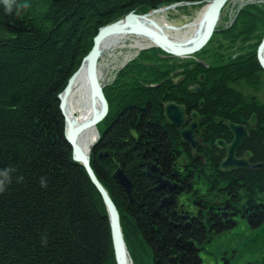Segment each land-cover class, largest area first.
<instances>
[{"label":"trees","instance_id":"16d2710c","mask_svg":"<svg viewBox=\"0 0 264 264\" xmlns=\"http://www.w3.org/2000/svg\"><path fill=\"white\" fill-rule=\"evenodd\" d=\"M210 1L15 0L9 11L0 0V182L5 188L0 193V264H113L106 210L84 168L73 162L59 97L101 29L129 14ZM24 3L30 7H18ZM263 13V4L246 5L232 27L216 32L221 38H212L215 47L197 55L207 68L195 67L194 73L203 75L202 83H195L202 88L199 99L216 131L197 152L204 162L198 163L200 182L208 194L204 210L219 213L220 224L214 228L209 226L215 220L188 229L169 221L145 175L149 162L165 172L179 158L192 160L163 116L166 103L186 100L183 91H175L185 86L171 82L175 65L163 70L153 62L131 63L128 73L120 72V82L103 90L109 113L90 153V167L120 214L121 231L123 216L136 221L154 264H170L173 257L174 264H203L204 246L236 228L222 219L224 212L235 221L241 216L237 223L243 221L250 232L264 224V167L221 172L224 155L215 149L222 133L229 136L220 132L223 123L242 127L254 117L240 156L249 153L252 165H264V71L255 58ZM236 46L240 53L230 58L228 52ZM155 52L157 58H168ZM144 54L141 59L150 60ZM175 69L183 71L185 65ZM204 149L206 155L201 154ZM117 169L131 184V201L114 186ZM249 243L252 249H264L261 239Z\"/></svg>","mask_w":264,"mask_h":264},{"label":"water","instance_id":"95a60500","mask_svg":"<svg viewBox=\"0 0 264 264\" xmlns=\"http://www.w3.org/2000/svg\"><path fill=\"white\" fill-rule=\"evenodd\" d=\"M231 0H213L210 2H206V11L197 31H194V34L190 36V38L186 40H175L169 39L167 36L156 32L155 30L149 29L147 26L143 25L142 22H139L142 18L150 16V14H156L160 12V10H169L174 7H179L182 5L185 6H193V4H182V5H171V7L167 8H159L156 11H152L144 16H136L134 14H129L123 20L117 21L116 24H112L106 26V28L101 29L98 32L96 39L93 42V48L91 52L86 56V59L82 62L80 69L73 75L69 80L64 93L59 97L60 111L63 113V118L66 124L65 130V140L66 143L71 147L72 151V159L73 162L80 165L84 168L87 177L92 183L93 187L97 190L100 199H102V203L106 210L107 221H109V232H110V243H111V252L113 254V264H129L128 253L126 252L125 242L123 240V234L120 229V220L119 214L115 206L113 205L111 199L107 194L105 188H103L97 178L94 176L92 168L90 167V153L95 146L98 145L100 139L103 135L102 131V121L106 118L108 111L107 102L104 100L102 94V86L99 85V60L101 59V48L102 43L107 38V36L111 34H117L121 32H125L130 30L136 36H144L154 43H156V48L161 52L165 53L169 57L178 58L181 60L192 58L195 54H198L202 49L206 47V45L211 41L210 39L216 32V26L219 21L220 13L223 10L224 6L227 2ZM203 9V8H202ZM261 21V34L260 41L256 47L255 58L258 61L259 67L262 71H264V13ZM192 26V25H190ZM189 27V24L183 25L180 29L175 30H183ZM177 32V31H175ZM86 73V81H87V90H88V103L86 105V110L89 113V123L95 129V133L97 134L96 139L90 144L87 148H81V146H77L75 144V136L78 135L79 127L73 131L71 124L68 123L67 117L63 112V107L65 104V99L69 95V89L72 84L76 81V77L82 73ZM194 94L196 92L193 91ZM192 93V94H193ZM102 103V110L97 109L98 102ZM99 102V103H100ZM164 119L170 124V126L174 130L179 131L180 139L184 143L190 151L195 154V150L199 148V142L194 137V129L191 127L188 130H181L185 125L184 119V109L175 106L174 104H166L164 106ZM255 118L251 119L249 125L253 126ZM226 128H228L232 135L233 140L229 146H225L223 142H218L217 146L220 149L226 151L225 158L222 160V164L220 165V171L225 173H231L233 171H249V172H257L263 169V164L250 165L249 161L251 155L249 153L244 154L243 158L238 160L235 158L236 153L240 150L243 141L247 139V133L244 127H238L232 124H226ZM155 174H151V172ZM145 175L152 181H156L158 183L159 188L161 187V181L159 179L158 171L155 167H147ZM112 181L114 186L124 195L128 201H131V184L127 177L123 174L120 169L114 172L112 176ZM156 178V179H155ZM159 208L163 209L165 206L163 203L159 206Z\"/></svg>","mask_w":264,"mask_h":264},{"label":"rangeland","instance_id":"374dc122","mask_svg":"<svg viewBox=\"0 0 264 264\" xmlns=\"http://www.w3.org/2000/svg\"><path fill=\"white\" fill-rule=\"evenodd\" d=\"M248 4L253 7H258L259 4H264V0H232L228 2L225 8L221 11V14L219 17L220 19L216 27L217 32L218 31L223 32V30L227 29L230 23L235 21V15L237 14V12L241 10L242 8L246 7V5ZM196 12H197V7L195 6H193L192 8L182 6V7L177 8V10L175 11H171V12L168 11L164 15V18L162 21H164V25H166L169 29H172V28L180 29L183 27V25L193 22L192 20H194ZM140 16H143V14H140ZM247 18H249V16L244 17V20H246ZM216 34H219V36L217 37L220 39L221 33H216ZM216 34L213 36V38L216 36ZM168 35L171 38L176 37V36L182 37L183 33H177L175 31H171L168 33ZM215 44H217V41L210 42L206 46V48L202 49L199 53H203L206 50L208 51V50L213 49L215 47ZM155 50L157 49L151 48L150 50L140 51L139 53L131 49L129 50L126 49V50H120V51L118 50V52H115L113 55L107 54L106 56H103L100 59L99 64H98L99 70L101 73V78H102L101 79L102 89L105 91H108L109 89L113 87L111 86L113 82H117V81L120 82V80L123 78V76H120V72L128 73L129 72L128 66L131 63H138V62L141 63L142 62L145 64V63L153 62V63H157L160 69L166 70L169 67H172L173 65H175V67L176 66L181 67L183 65L186 66V65L191 64L192 65L191 68L198 67L196 66L195 60H200V61L203 60V58L198 57L200 54L198 56L195 55L192 58H188L184 60H181L178 58L174 59V57L172 58L165 54H164L165 56L171 59H168L160 54L158 55V58H157L154 54H152V53L157 54ZM239 51H240L239 48H237L236 46L234 50H229L228 55L230 56V58H234L236 55L240 53ZM143 53H145L146 56L150 60L141 59L143 58ZM175 67L174 69L172 68L174 73L178 72L176 71L177 69H175ZM174 76L176 75L172 74L170 75V78ZM196 76H197L196 77L197 79L198 78L197 73H196ZM103 92L104 91H102V94ZM111 98H113V94H111ZM166 104H172V103H166ZM62 116H63V113H62ZM64 124H65V121H64ZM198 142L200 146V140ZM148 167H153V166H148ZM151 174H155V173L151 172ZM161 187H162V184H161ZM203 190H204V187H203ZM130 197H131V194H130ZM163 205L166 206L167 204L165 205V202H164ZM225 213L226 212H224L223 215ZM126 216L125 217L123 216L121 220L123 223L122 231L124 233V239H125L124 242H125V246L127 249L126 251L129 254L130 264H151V263L154 264L153 263L154 259L152 258V252H149L150 249L148 247H147V250L148 249L149 250L148 251L145 250L146 245L141 241L142 239H140L142 235L141 233H139V231H136L138 230L137 222L136 221L131 222V220L127 218L128 216L127 217ZM235 227H236L235 229L225 233L224 235L214 237L210 245L204 246V248L202 249L203 253L200 255V258L202 257L201 260L203 261V264H256V263L264 264V249L262 248L252 249V244L249 243L251 241H254V240L256 241L258 239H261L264 242V224L261 228H259V231L257 230L258 232L257 231L250 232L249 228L245 226L243 221L239 223L236 222ZM243 228L246 230H244ZM247 231L249 232V234ZM140 244L142 245L144 244L145 246H141ZM240 245H242L241 247L243 248V251H241ZM142 247H144V249L142 250H145L146 252L151 253L149 254L150 256L149 255L147 256V254L146 256L144 255L145 251L141 250ZM137 248L139 249V251H142V252H139ZM233 250H237L238 252H235V255H232ZM131 256H132L133 261H131ZM150 258L152 259L150 260ZM169 262L170 264L175 263L172 258Z\"/></svg>","mask_w":264,"mask_h":264},{"label":"flooded vegetation","instance_id":"af4514ba","mask_svg":"<svg viewBox=\"0 0 264 264\" xmlns=\"http://www.w3.org/2000/svg\"><path fill=\"white\" fill-rule=\"evenodd\" d=\"M235 22V21H234ZM234 22H231L229 25L230 28L234 24ZM227 30V29H225ZM223 30V31H225ZM196 66L199 67H206V64L203 63L200 60H195ZM192 65H186L185 69L183 71H180L181 73L178 76H174L171 79L172 85H180L182 84L185 86L186 90H175V91H183L185 94L184 96L186 100L182 104H176L177 106L184 109V119H185V125L181 130H188L191 127L194 129V137L196 140H200V146L199 150L196 149V153L193 155V152L191 151V157L192 162L186 161L187 159L183 160L179 158L176 164L168 171V169L164 172L162 168L157 166L154 162L153 163H147L145 167L153 166L157 169L159 179L161 181L162 187L159 188L158 183L156 181H151L153 190L155 192H158L160 200H159V206L161 203L165 202V208L162 209L164 216L169 219V221L174 222L176 225H181L183 223L185 225V228H189L192 224L200 225V227H203L204 222H209V220H214V223H210V228H214V226L219 223V213L218 212H206L204 210L205 206L204 204L207 203V195L206 190H203V184L200 182V168L201 164L198 165V163L202 162L203 160L201 157L197 155V152L200 151V147H204L202 143L204 141H207L206 139H209L213 136L212 133H215L213 128L210 127V121L209 117L205 115V107L202 99H199L201 97L202 88H200L197 82L203 81V75L198 74V78L196 79V74L194 73L195 67L191 68ZM175 91H172L175 93ZM196 92V94L193 93ZM171 92V91H170ZM193 93V94H192ZM181 94V93H180ZM177 99L179 100L178 96ZM182 101V100H181ZM173 104V103H172ZM216 123V121H214ZM217 125V128L219 124ZM254 125V124H253ZM246 130L247 137L250 127L249 123L246 126H242ZM172 128V127H171ZM216 130H219L217 129ZM220 132H228L229 136L227 134L222 133L223 136V143L225 146H229L233 140V135L230 132L228 128H226V123H223L221 125ZM172 130H174L172 128ZM176 133V136L180 138L179 131L174 130ZM218 136V135H217ZM216 136V137H217ZM229 137V139H227ZM248 139V138H247ZM245 139L244 141H246ZM220 141V142H221ZM243 141V142H244ZM215 149L218 150L217 152L219 155H226V151L223 149H220L217 146V143L215 144ZM243 144L241 145L240 150L236 153L235 158L240 160L243 158V156H240V152L242 151ZM190 151V150H189ZM201 154L206 155L207 151L201 150ZM202 160V161H201ZM183 162V163H182ZM181 163V164H179ZM249 164L252 165V160L250 158ZM181 165V166H180ZM214 204V203H213ZM217 208L219 209L218 203ZM212 214V215H210ZM222 219L227 222H231L233 225H236V222L238 219L240 220L241 216L236 221L232 218L233 214H227L225 213L222 215ZM234 217V216H233ZM242 218V217H241ZM220 224V223H219ZM234 225V226H235ZM218 226V225H217ZM201 251V250H200ZM257 264V263H256Z\"/></svg>","mask_w":264,"mask_h":264},{"label":"bare ground","instance_id":"6f19581e","mask_svg":"<svg viewBox=\"0 0 264 264\" xmlns=\"http://www.w3.org/2000/svg\"><path fill=\"white\" fill-rule=\"evenodd\" d=\"M195 7H197V12L195 14L193 22L191 24L189 23L192 26L189 25L188 28L183 29L181 31L175 30V31H177V33H183L182 37L176 36V37L171 38L168 35V33L171 31H174L173 30L174 28L169 29L166 25H164V21H162L164 18V15L168 11L169 12L175 11L179 7H174V8L167 10V11L166 10H160V12H158L156 14H150V16L142 18L141 20H139V22H142V24L147 26L149 29L155 30L156 32H159L160 34L167 36L169 39L186 40L194 34V31H197V29H199V26L201 25V22L203 20L204 15H205V11L207 9L206 4H204L203 7H201L199 5L195 6ZM188 8H192V7H188ZM232 21H234V20H232ZM155 46H156V43H154L152 40H150L144 36H140V35L136 36V34L131 32L130 30H128L125 32H121V33H117V34H111V35L107 36V38L102 43L100 56L102 58L103 56H106L107 54L113 55L115 52H118V50L120 51V50H126V49H128V50L131 49V50H134V51L140 53V51L151 49V48L157 49ZM111 71H112V69H111ZM104 75H106V74H104ZM118 75H119V73H118ZM85 78H86L85 72L80 73L75 78L76 81L72 84L71 88L68 90L69 95L65 99V104L63 107L64 108L63 112L65 113V115L67 117L68 123L71 124L73 131L76 129V127H79L78 135L75 136L74 140H75V144L77 146H81V148H86V147L88 148L90 146V144L97 137V134L95 133V129L92 128L93 126L91 125V123H89V120H90L89 119V113L85 109L86 105L88 103V101H87V99H88L87 81ZM98 78H99L98 79L99 85L102 86L101 85V79L102 78H101L100 70L98 73ZM99 102L97 104V109H99V106L101 104ZM179 164H181V163H179ZM108 194H109V192H108ZM119 217H120V214H119ZM244 230H246V229H244ZM248 234H249V232H248ZM144 244L143 245L140 244V245L145 246L146 244L145 245ZM142 249H144V247H142L141 250ZM145 250H147L146 246H145ZM145 250H142V251H145ZM138 251H139V249H138ZM142 251H139V252H142ZM149 252H151V250ZM149 252L145 251V253L144 252L143 253L145 256H146V254L148 256L149 254H151ZM128 257H129V254H128ZM151 259L152 258H150V260ZM174 259L175 258L173 257V260ZM131 261H133L132 256H131ZM129 264H130V258H129Z\"/></svg>","mask_w":264,"mask_h":264},{"label":"clouds","instance_id":"9594fccd","mask_svg":"<svg viewBox=\"0 0 264 264\" xmlns=\"http://www.w3.org/2000/svg\"><path fill=\"white\" fill-rule=\"evenodd\" d=\"M14 2H15V0H4V3L7 5L9 11L12 10V6H13ZM18 7L26 9V8H29L30 5L28 3H24L22 5H18ZM9 171H14V170H9ZM5 175H6V173H5ZM41 183H42V186H46V184L44 183L43 179H42ZM3 191H5V188H4L3 184H2V182H0V193H2Z\"/></svg>","mask_w":264,"mask_h":264}]
</instances>
